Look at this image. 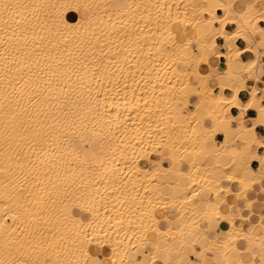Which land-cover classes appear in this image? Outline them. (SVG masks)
<instances>
[{"label": "bare ground", "instance_id": "obj_1", "mask_svg": "<svg viewBox=\"0 0 264 264\" xmlns=\"http://www.w3.org/2000/svg\"><path fill=\"white\" fill-rule=\"evenodd\" d=\"M260 21L264 0H0V264H155L160 241L168 264L173 240L194 252L202 238L203 260L254 264L264 224L246 230L234 212L254 215L247 192L264 167L244 177L237 157L264 140L229 110L254 106L264 126L257 90L236 97L259 80ZM237 39L254 54L239 73ZM211 55L225 59L229 96L199 69ZM220 221L225 238L195 234Z\"/></svg>", "mask_w": 264, "mask_h": 264}, {"label": "crops", "instance_id": "obj_2", "mask_svg": "<svg viewBox=\"0 0 264 264\" xmlns=\"http://www.w3.org/2000/svg\"><path fill=\"white\" fill-rule=\"evenodd\" d=\"M258 25L260 27L264 28V21H260L258 23ZM234 27L235 26H233V25H228L227 30H229V31L233 30ZM216 42L218 44L223 43L222 39H219V38L216 40ZM235 44L239 49L242 50L240 56L233 61V70L235 72L239 73L241 71V63L253 61L254 60V54L249 49H245L246 42L243 41L242 39H237L235 41ZM257 52L259 54L257 57L258 59H256V63H258V64H256V71H257V74H258L260 81L256 80V79H247L246 82L244 83V87L238 88V92L236 93V97L238 98V100L241 103H245V102L249 101V98H250L249 91L252 88L257 90L256 99L259 102V104H261V102H264V99L261 98V95H264V83H262V82H264V47H259ZM196 54H197V56H199L198 53H196ZM224 63H225V59L223 57H217L216 55H211L209 60H208V65L207 66L201 65L199 67V69L202 72V74H208L212 78H214L211 81L212 89L214 92H218L219 88L221 86V87H224L223 93L229 96V95H231L230 89H228L229 81L226 78L220 76V74H223L226 71V63L225 64ZM189 66H190V68L197 67V65L194 61H190ZM181 68L184 69V68H186V66L181 65ZM220 78H221V80H220ZM189 103H190V105L184 110L185 113H189L193 109V107L198 104V100L195 97H190ZM229 115L232 117L239 116L243 120V124L246 127L253 129V133L256 137L264 140V126L259 125V124L254 125V121H256V119H257V113H256L254 106H251L246 111H240L236 107H231L229 110ZM231 124H232V130H234L233 128L236 125V122L233 121ZM228 135L230 137H232L233 132L228 133ZM213 140L217 143L223 142L224 141V134L221 132H216ZM236 144L238 146H240L239 143H236ZM208 145L211 147L213 146L212 143H208ZM232 155H236V151H233ZM237 159H238V164L240 166L241 172H242L244 177H247V178L256 177V171H258V170L262 169V167H264V166H262V161H264V147L260 146V147L256 148L254 154L253 153L252 154H240V155H238ZM155 165H156V163H155ZM144 166H147V165H144ZM182 168L183 169L187 168V163H183ZM157 181H159L160 183H166V182L171 183L173 181V177L171 175H167V176L159 175L157 177ZM228 186L231 187L233 189V191L237 190V188H235L236 187L235 185L229 184ZM247 199L253 201L252 210L254 211V215H250V214L248 215V211L245 210L244 208H242L241 211H239V212H234V215L236 217L235 223L237 225H242V226L244 225V228L246 230H249V229L255 228L260 222L262 224H264V184H261L260 186H256L253 189L249 190L247 192ZM226 201H227V204H230V205L236 206L239 204V199L234 194L229 195L226 198ZM243 201H245V200H243ZM239 216H242L244 218L243 219H242V217L239 218ZM255 216H257V217H255ZM260 217H262V218H260ZM7 221H9V220H7ZM225 222L226 221H220V222H218V224L217 223L215 224V222L210 223V224H204L203 223L204 225L202 224L195 231V234L197 236L201 237L203 235L204 230L206 231L207 227H211L214 230V232L213 233L210 232V234L215 235L217 239L221 240V239H223V237L225 238L226 231L228 229V223L227 222L225 223ZM224 233H225V235H224ZM159 243H161L162 245L164 244L163 245L164 247L163 246L161 247V245L158 246L159 249L156 252L157 261L155 262V264H158L159 262H160V264H165L163 261L164 256H165V252L163 251V249L166 247V243L163 241L162 242L160 241ZM200 243H198L194 246V249H195L194 252H189L190 251L189 247H183L177 240H173V242L171 243V248H172L171 260L168 262V264H174V259L177 257H182L181 259H182V261H184V263H186L187 261H192L195 264H200V263H202V264H218L216 262V260L219 257L218 251L206 250L204 252L205 258L203 260L202 255H201L202 254L201 250H203L207 247L208 240L205 238H202ZM181 249H183V250H181ZM148 251H149V249H144L145 253H147ZM180 251H182V252L188 251V255L181 256L184 253H182ZM250 251L252 253L256 254L254 257V264H264V249H260L258 243L254 242V241L251 242L250 243ZM174 253H175V255H174ZM176 253H177V255H176ZM99 257H102V255H100ZM228 259L232 264H236L240 259V255L236 252L230 253L228 256Z\"/></svg>", "mask_w": 264, "mask_h": 264}, {"label": "rangeland", "instance_id": "obj_3", "mask_svg": "<svg viewBox=\"0 0 264 264\" xmlns=\"http://www.w3.org/2000/svg\"><path fill=\"white\" fill-rule=\"evenodd\" d=\"M219 13H220V12H219ZM255 16H256V15H255ZM187 68H188V67H187ZM211 81H212V80L209 81V84H211ZM262 99H264V98H262ZM190 112H191V111H190ZM190 112H189V113H190ZM207 126H208V127L206 128V130H215V129H216V127H211V124H208ZM210 128H211V129H210ZM236 143L241 144L239 141H237ZM185 169H186V168H185ZM246 198H247V197H246ZM247 200H248V199H247ZM249 201H250V200H249ZM8 219H10V218H8ZM10 221H11V220H9V222H10ZM86 250H88V248H87ZM85 252H87V251H85ZM87 254H88V253H87ZM14 259H15V258H14ZM11 261H13V259H12ZM11 261H10V262H11ZM16 261H17V262H16ZM88 261H89V258H88ZM13 263H14V264H17V263L21 264L20 261H18V260H16V259H15V262L13 261ZM86 263H87V262H86ZM11 264H12V263H11ZM87 264H88V263H87ZM158 264H160V262H159Z\"/></svg>", "mask_w": 264, "mask_h": 264}]
</instances>
